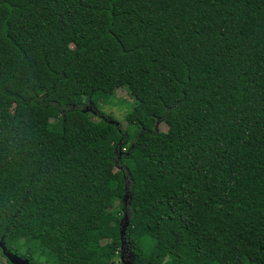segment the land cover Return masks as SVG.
Returning <instances> with one entry per match:
<instances>
[{
  "label": "trees",
  "instance_id": "1",
  "mask_svg": "<svg viewBox=\"0 0 264 264\" xmlns=\"http://www.w3.org/2000/svg\"><path fill=\"white\" fill-rule=\"evenodd\" d=\"M81 86L126 88L131 132ZM1 240L29 264H264V0H0Z\"/></svg>",
  "mask_w": 264,
  "mask_h": 264
},
{
  "label": "rangeland",
  "instance_id": "2",
  "mask_svg": "<svg viewBox=\"0 0 264 264\" xmlns=\"http://www.w3.org/2000/svg\"><path fill=\"white\" fill-rule=\"evenodd\" d=\"M79 90L84 95V110H86L90 116L97 120V119H111L114 124L119 126L123 131H129V126L126 124L124 116L125 114L131 109L134 100L128 93L126 88H118L115 91L113 98L109 101H103L100 98H92L88 97L86 94L88 92L87 86L79 87ZM157 131H166L167 125L163 121H158L156 124ZM126 147H122L118 151V155L123 156L126 152ZM116 166L113 168L114 171H117L119 167V163H122V160H117ZM118 204V203H117ZM125 219L121 222V227L123 226ZM120 264L127 263V258L123 257L122 252L119 253L117 259ZM127 260V261H126ZM40 260V264H45ZM0 264H9L6 258L0 253Z\"/></svg>",
  "mask_w": 264,
  "mask_h": 264
},
{
  "label": "water",
  "instance_id": "3",
  "mask_svg": "<svg viewBox=\"0 0 264 264\" xmlns=\"http://www.w3.org/2000/svg\"><path fill=\"white\" fill-rule=\"evenodd\" d=\"M0 250L3 256L11 263V264H29L27 259L21 258L15 254H12L6 250L4 247L2 240L0 241ZM124 264H130L129 262H125Z\"/></svg>",
  "mask_w": 264,
  "mask_h": 264
}]
</instances>
